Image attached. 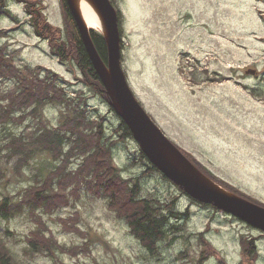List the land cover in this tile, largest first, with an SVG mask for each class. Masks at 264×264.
<instances>
[{
  "label": "rangeland",
  "instance_id": "rangeland-1",
  "mask_svg": "<svg viewBox=\"0 0 264 264\" xmlns=\"http://www.w3.org/2000/svg\"><path fill=\"white\" fill-rule=\"evenodd\" d=\"M41 1L47 20L64 27L60 0ZM114 1L123 16L122 67L146 112L179 148L189 152L219 178L264 202V74L256 78L245 72L247 67L258 69L264 65V26L256 10L257 2ZM8 8L19 21L5 15L0 17V29L9 30L1 40L9 43V50L23 47L13 57L14 63L20 67L39 64L50 68L60 76V81L64 79L62 85L71 95L76 90H84L90 95L87 115L104 116L108 134L117 136L114 128L119 119L109 104L100 94H91L90 84L78 70L76 74L81 80L75 79L67 67H71L69 63L60 62L51 53L47 41L34 33L21 4L9 0ZM195 66L198 72L219 73L221 81L194 82L191 72ZM200 76L205 74L200 73ZM7 82L1 85H11L10 80ZM250 88H257L261 97L254 96ZM44 112L52 124H57L62 116L57 105L46 106ZM24 122L20 126L9 123L7 128L20 131ZM4 133L5 130H0V142ZM138 150L140 147L134 138L121 140L113 146L114 162L122 167L125 176L138 175L145 169ZM13 163L0 158L5 172L0 182V198L2 194H14L33 182L37 173L44 174L51 167V159L44 153L35 155L22 168L21 174L14 171ZM141 194L164 200L178 196L177 207L190 211V217L182 224L183 235L161 249V263L144 258V250L128 232L127 224L108 209L106 198L89 193L85 187L80 189L75 207L68 205L53 215H45V219L67 246L91 239V254L80 253L77 257L59 252V257L65 264H113L115 260L120 264H193L202 250L194 234L208 226L204 233L203 244L207 243L208 253L204 254V264H219L218 257L225 258L228 264H239L242 260L244 264H264V236L256 240L257 256L253 260L243 254L238 240L242 233L259 235L257 228L247 226L222 210L202 207L156 172L142 180ZM20 198L18 196L13 204ZM74 208L80 211L79 226L87 232L86 238L63 231L56 221L57 215H66ZM32 226L28 216L20 213L0 220V236L21 264H53L50 257L29 251L24 235ZM189 232L193 234L187 237ZM213 249L214 254H211Z\"/></svg>",
  "mask_w": 264,
  "mask_h": 264
},
{
  "label": "trees",
  "instance_id": "trees-1",
  "mask_svg": "<svg viewBox=\"0 0 264 264\" xmlns=\"http://www.w3.org/2000/svg\"><path fill=\"white\" fill-rule=\"evenodd\" d=\"M15 1L22 5L34 33L50 45L51 53L56 55L60 62L66 65L69 63L71 67L68 65L67 67L75 79L81 80L82 78L76 74L78 70L90 84L91 94H100L108 103V97L85 50L66 1L60 0L64 27L55 26L47 20L42 10L41 0ZM111 1L115 5V1ZM8 2L9 0H0V17L5 15L19 21L8 8ZM117 13L123 50L121 26L123 16L118 8ZM68 26H71V29H67ZM8 31V29H0V130H5L3 140L0 142V158H4L6 162L13 161V169L17 174H21L22 168L38 154L48 155L51 159V167L44 174L37 173L33 182L21 187L14 194H2L0 220H8L17 214L25 213L33 224L24 235L29 251L50 257L53 264H65L59 257V252H67L73 256L80 253L90 255L91 239L81 244L67 246L54 234L45 219V215H53L68 205L75 207L76 200L80 198V189L85 187L89 193L106 198L108 209L127 224L128 232L144 250L142 256L161 263L163 261L161 249L168 246L171 240L183 235L185 229L182 224L190 217L189 209L180 210L177 207L178 196L166 200L143 196L141 194L142 180L145 177L156 172L163 178L169 179L148 160L141 149L138 150V156L142 164L146 166L145 169L138 175L125 176L122 173V167L114 162L113 146L121 140L133 138L124 120L108 103L110 110L119 119V124L114 128L117 136L108 134L104 116L87 115L89 112H86V107L90 95L84 90H76L71 95L62 85L64 79L60 81V76L50 68L39 64L23 67L16 65L13 57L19 54L23 47L9 50V43L1 40L2 36L9 33ZM90 36L97 53L106 63L107 47L103 35L90 29ZM200 73L205 76L201 77ZM221 77L217 72L210 73L203 70L198 72L197 66L191 72L194 82L203 79L220 82ZM9 80L11 85H1L7 84ZM244 87L248 88L245 85ZM250 91L254 96L261 97L257 88H250ZM48 105H57L61 110L62 116L57 124H52L45 118L44 109ZM27 118L30 119L28 123L24 122ZM23 122V128L20 131L7 128L9 123L20 126ZM180 150L219 185L264 206V202L219 178L189 152L182 148ZM4 176V168L0 165V182ZM180 192L202 207L215 211L221 210L210 203L196 200L182 189ZM18 196H21L20 201L13 204ZM225 213L237 218L230 213ZM80 220L81 214L76 208L66 215L56 216V221L63 231L86 238L87 232L79 226ZM208 229L206 226L204 230L194 234L202 244V250L193 264L205 262L204 254H208L207 243H203L205 242L204 233ZM259 231V235L251 233L238 235L240 248L250 260L257 256L256 240L264 236V232ZM192 234L189 232L187 237ZM211 254H214V249ZM179 255H183L182 252H179ZM217 260L219 264H228L223 257H218ZM0 264H21L3 236H0ZM113 264H120V262L115 260ZM239 264H244V261L242 260Z\"/></svg>",
  "mask_w": 264,
  "mask_h": 264
},
{
  "label": "water",
  "instance_id": "water-1",
  "mask_svg": "<svg viewBox=\"0 0 264 264\" xmlns=\"http://www.w3.org/2000/svg\"><path fill=\"white\" fill-rule=\"evenodd\" d=\"M85 50L97 72L108 103L127 124L148 160L169 180L198 201L210 203L264 232V206L235 194L202 172L169 139L146 112L129 85L121 61L118 13L111 0H89L95 7L106 42L107 62L97 53L76 0H65ZM252 73L251 71L247 70Z\"/></svg>",
  "mask_w": 264,
  "mask_h": 264
},
{
  "label": "bare ground",
  "instance_id": "bare-ground-1",
  "mask_svg": "<svg viewBox=\"0 0 264 264\" xmlns=\"http://www.w3.org/2000/svg\"><path fill=\"white\" fill-rule=\"evenodd\" d=\"M79 14L88 28L101 29V22L94 5L89 0H76Z\"/></svg>",
  "mask_w": 264,
  "mask_h": 264
},
{
  "label": "flooded vegetation",
  "instance_id": "flooded-vegetation-1",
  "mask_svg": "<svg viewBox=\"0 0 264 264\" xmlns=\"http://www.w3.org/2000/svg\"><path fill=\"white\" fill-rule=\"evenodd\" d=\"M257 2V7L256 10H258L259 13V18L262 22V25L264 26V0H255ZM248 68V69H247ZM246 69L251 71L252 74L256 77V78H261L262 75L264 74V65L263 67L260 68H256V67H247Z\"/></svg>",
  "mask_w": 264,
  "mask_h": 264
}]
</instances>
